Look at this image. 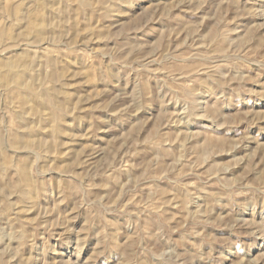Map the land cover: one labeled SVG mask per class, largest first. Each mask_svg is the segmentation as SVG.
Returning <instances> with one entry per match:
<instances>
[{
	"label": "clouds",
	"instance_id": "9594fccd",
	"mask_svg": "<svg viewBox=\"0 0 264 264\" xmlns=\"http://www.w3.org/2000/svg\"><path fill=\"white\" fill-rule=\"evenodd\" d=\"M139 3L0 0V264H88L79 256L90 237L92 260L105 257L104 264L264 260V143L257 134L246 155L213 158L225 151L220 137L231 132L219 130L235 123L222 109L264 96L247 87L255 81L245 71L264 69V23L236 38L229 26L264 13L240 12L229 0ZM207 5L195 23L150 30L160 32L156 45L145 43L147 35L120 40L138 31L137 15L145 24L153 17L176 21L174 9L195 16ZM119 16L129 23L102 26ZM206 21L212 30L196 36ZM173 33L195 38L177 51ZM83 85L91 90L73 91ZM157 106L161 115L140 118ZM111 117L131 130L105 147L80 143L103 140L98 134L113 131ZM205 118L212 123L193 131ZM257 119L264 114L250 123ZM236 135L229 154L252 140ZM138 144L151 146L140 162L133 159ZM238 164L243 171L229 175ZM49 196L56 203L49 205ZM68 202L70 210L61 212ZM64 245L75 248V259L57 254Z\"/></svg>",
	"mask_w": 264,
	"mask_h": 264
},
{
	"label": "rangeland",
	"instance_id": "374dc122",
	"mask_svg": "<svg viewBox=\"0 0 264 264\" xmlns=\"http://www.w3.org/2000/svg\"><path fill=\"white\" fill-rule=\"evenodd\" d=\"M171 0H163V3L167 4L170 3ZM152 4H160L161 0H151ZM229 3L235 5L240 12H255V13H264V0H229ZM145 4H149V0H140V3L137 5V8L142 7ZM211 8V5H207L204 9L201 10L200 13H196L195 16L193 13L185 11L181 12L180 9H174L173 10V15H177L178 19L176 21H171L167 18H160L159 20L153 17L150 19L146 24L144 23L143 19L140 16H136L135 20V26L138 28V31L128 33L126 35H123L120 40L121 42L127 40L129 36H145L147 35V39L145 40V43L151 44V45H156L157 40L160 39V32L159 31H150L152 29H157L159 30L162 24H170L172 27H177L181 26L183 21L189 20V18H192L190 22L195 23L197 22L199 16L204 15L209 11ZM235 13L233 11H229L228 18L232 19ZM130 21L129 16H119L114 18L113 20H106L102 21V26L105 24H122V25H127ZM213 21H206L204 24H202L196 31V36H202L206 33H209L211 29V25L213 24ZM256 23H264V17L260 15H241L237 19H235L234 23L230 25L229 27L234 29V34L233 38L236 37H244L247 35L248 30L251 28L253 24ZM264 31V30H262ZM195 37L193 36H188L186 33L181 34L177 36L175 33H173L172 40L171 42L173 43L174 47L177 49V51H183L188 47V45L191 43L192 39ZM105 43V41H97L96 46L102 47ZM253 45L256 43V40L253 39L252 41ZM202 46V45H201ZM251 46V45H250ZM161 47H163V44H161ZM14 51H20L19 49H16ZM227 54V53H225ZM72 59H76L75 57H72ZM246 73L253 78L255 82L253 83H248L247 87L251 89L255 93H264V69H261L258 65H250L247 69H245ZM258 77V79H257ZM102 87V85H100ZM91 86L90 85H83L79 89H73V91H90ZM104 97L101 96L100 100H103ZM250 99L253 101L251 104H242L239 107L235 105V103L229 104L228 107L222 109L223 115L226 117H229L235 121V123H232L230 125H226L224 129H220L219 131L221 133L228 132L229 129L231 130L230 135H222L220 137V140L223 142L222 147L225 149L223 154L214 156L213 158L217 161L220 162H228L232 160L233 157H240L246 155L253 147H255L256 139H257V134H259V141L260 143H264V119H257L250 123V121L253 120V116L259 117L261 114H264V96L261 95H256L250 97ZM99 102V101H96ZM214 102L213 100L210 101ZM175 106L170 105L169 106V111H171ZM245 113H247V116L245 117ZM98 115H101L105 118H108V113H97ZM161 115L158 111V106L156 109H153L151 116L148 114L147 110L144 113L140 114V118H143L145 120H151L152 116H158ZM111 123L114 125L113 131L111 132H101L98 135L100 137H104L103 140H97L96 138H93L92 141L88 140H83L80 141L82 144H89V143H94L98 146L105 147L108 145L109 140H111L113 137H118L121 135V133H127L128 131L131 130V125L127 124L126 121H118V118L116 117H111L110 118ZM135 122V119L133 120ZM212 122L205 119L196 121L192 126L193 131H201V126L204 124H211ZM152 127L151 122L147 123L143 129L140 131V136L144 137L147 133L148 130ZM173 130H175V126H170ZM77 131L79 132V127L77 128ZM241 132L243 135H247L252 137V140L247 141L245 145H242L240 148L235 149L232 151L230 154L227 151V148L229 146V143L234 140L241 139L240 136H237L236 133ZM82 134V133H80ZM119 143V141H117ZM195 143V141H193ZM73 147H79L78 145H75ZM137 149H142V151L139 152V154L135 157H133L134 160L137 162H140L144 160L147 156V151L151 147L150 145H137ZM122 151H126L125 149H122ZM67 159V158H65ZM244 169L243 164H238L237 167L232 168L231 172L229 175H232L234 173H241ZM49 175L53 177H58L59 173H50ZM59 195V191L57 189L56 196ZM49 205L56 203L55 197L49 196ZM70 203H65L60 206V211L64 212L65 210H70ZM219 211V209H218ZM36 215L35 212L29 213V217H34ZM77 225L80 224V221L75 222ZM92 248V252L89 251V249ZM94 247L92 243V238L90 237L88 241V246H86L83 250V252L80 253L79 258L81 260H84L87 258L88 264H104V259L105 257H100L98 259L92 260V255L94 252ZM30 250L26 249L25 250V255H28ZM75 248L71 246H59L57 250V254L62 256L64 260H67L69 258L75 259ZM256 250L254 249V252ZM35 255V253H32ZM257 264H264V260H259L257 261Z\"/></svg>",
	"mask_w": 264,
	"mask_h": 264
}]
</instances>
